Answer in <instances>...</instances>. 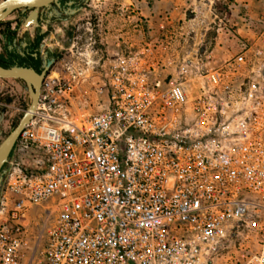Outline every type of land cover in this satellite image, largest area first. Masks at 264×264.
<instances>
[{"label":"built area","instance_id":"built-area-1","mask_svg":"<svg viewBox=\"0 0 264 264\" xmlns=\"http://www.w3.org/2000/svg\"><path fill=\"white\" fill-rule=\"evenodd\" d=\"M153 54L107 55V105L88 114L81 73L44 75L4 184L0 264H264V46L172 71Z\"/></svg>","mask_w":264,"mask_h":264},{"label":"rangeland","instance_id":"rangeland-1","mask_svg":"<svg viewBox=\"0 0 264 264\" xmlns=\"http://www.w3.org/2000/svg\"><path fill=\"white\" fill-rule=\"evenodd\" d=\"M157 1L93 0L80 15L90 24L77 33L70 53L54 67L68 63L81 73L75 96H84L90 105L82 113L106 107L105 91L96 90L105 81L103 64L114 49L137 51L149 45L155 63L172 71L174 65L195 61L200 54L207 56L202 59L208 66L219 67L245 48L264 46V0ZM149 15L158 18L149 22ZM22 99L29 102L23 91ZM78 106L76 99L72 109L78 112Z\"/></svg>","mask_w":264,"mask_h":264},{"label":"flooded vegetation","instance_id":"flooded-vegetation-1","mask_svg":"<svg viewBox=\"0 0 264 264\" xmlns=\"http://www.w3.org/2000/svg\"><path fill=\"white\" fill-rule=\"evenodd\" d=\"M92 1L50 0L47 5L13 10L0 21V65L26 66L37 72L48 66L47 73L70 53L77 33L90 24L88 17L80 18V15ZM34 10L35 21L23 26L26 16ZM22 91L30 101L21 79L0 78V146L16 128L29 104L22 99ZM19 134L20 131L0 162V205L6 178L15 164Z\"/></svg>","mask_w":264,"mask_h":264},{"label":"water","instance_id":"water-1","mask_svg":"<svg viewBox=\"0 0 264 264\" xmlns=\"http://www.w3.org/2000/svg\"><path fill=\"white\" fill-rule=\"evenodd\" d=\"M49 1L50 0H2L0 1V21L5 19L15 9L25 10L31 7L47 5ZM35 19L36 12L34 10L26 16L23 26L28 27L29 23L34 22ZM47 68L48 66L43 68L40 72H37L33 68L26 66L12 65L4 67L0 65V78L21 79L24 82L25 88L30 97L29 104L26 110L23 112L18 125L0 146V162L7 155L11 144L13 143L19 131H21L23 127L30 121L38 102L40 84Z\"/></svg>","mask_w":264,"mask_h":264},{"label":"crops","instance_id":"crops-1","mask_svg":"<svg viewBox=\"0 0 264 264\" xmlns=\"http://www.w3.org/2000/svg\"><path fill=\"white\" fill-rule=\"evenodd\" d=\"M161 2H162V0H158V1H157V3H161ZM148 17H149V19H148L149 22H151L153 19L158 18V17L155 16V15H154V16L149 15ZM173 49H174V51H177V48L174 47ZM116 51H117L116 49L113 50V52H116Z\"/></svg>","mask_w":264,"mask_h":264}]
</instances>
